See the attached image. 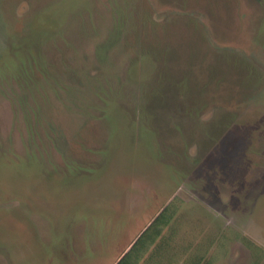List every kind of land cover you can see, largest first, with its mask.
Returning <instances> with one entry per match:
<instances>
[{
  "label": "rangeland",
  "instance_id": "rangeland-1",
  "mask_svg": "<svg viewBox=\"0 0 264 264\" xmlns=\"http://www.w3.org/2000/svg\"><path fill=\"white\" fill-rule=\"evenodd\" d=\"M171 197L181 257L264 264V0H0V264H111Z\"/></svg>",
  "mask_w": 264,
  "mask_h": 264
},
{
  "label": "crops",
  "instance_id": "crops-1",
  "mask_svg": "<svg viewBox=\"0 0 264 264\" xmlns=\"http://www.w3.org/2000/svg\"><path fill=\"white\" fill-rule=\"evenodd\" d=\"M160 209L157 211V213L160 211ZM177 211H178V209L176 210V212ZM152 218H153V216H152ZM150 220L130 240L127 241V243L121 248V250L119 251V253L115 257V260L111 264H114L124 254V252H126L130 248L132 243L136 240L137 236L142 232V230L146 227V225L150 222ZM91 222H92V220L89 217V222H87L85 220L84 221L82 220L81 222H77V224L74 222V226L76 228L78 226L79 230H83L84 228L88 229V228H91ZM169 222H170V220H169ZM167 226H168V224L161 229L159 236L155 239V241L152 243V245H150V247L145 251V253L140 255L136 264H182L183 261L186 260L190 254H196L197 256L200 257V259L208 260V258L203 256L204 254H203V251L201 249L200 250H196V249L193 250L191 247H190L191 252H189L186 256L181 257V254L183 253V251H185V245H187V244H185L186 242H183L184 245H183V243H182V245L184 247H181V245H179V244L174 245V246H173V244H170V240L172 239V231H170L167 236H164V233H165V230L167 229ZM93 227H94V224H93ZM93 234H94V229L92 230L91 234L88 236V239L85 240V242L82 241L78 237L79 245L74 240L73 241L74 244L72 245L73 252L76 253L82 248V254H85L84 248L90 247V243L92 241ZM55 253H56V251H54V254ZM78 256H79V254H78ZM82 256H84V255H82ZM80 258H81V256H79V259ZM178 259L180 260L179 262H177ZM80 261L82 262L81 259H80Z\"/></svg>",
  "mask_w": 264,
  "mask_h": 264
},
{
  "label": "trees",
  "instance_id": "trees-1",
  "mask_svg": "<svg viewBox=\"0 0 264 264\" xmlns=\"http://www.w3.org/2000/svg\"><path fill=\"white\" fill-rule=\"evenodd\" d=\"M174 198L171 197L170 200L161 207L160 211L153 216L150 222L137 236L130 248L124 252L114 264H136L140 255L145 253L150 245H152L159 236L161 229L169 223L174 211L178 209V204L176 200L174 201ZM172 205H175L176 209H172ZM182 264H209V261L200 259L196 254H190Z\"/></svg>",
  "mask_w": 264,
  "mask_h": 264
}]
</instances>
